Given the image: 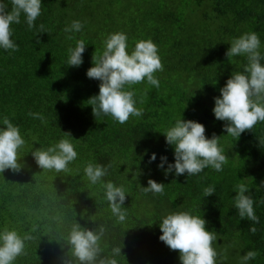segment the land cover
Here are the masks:
<instances>
[{
    "label": "trees",
    "instance_id": "16d2710c",
    "mask_svg": "<svg viewBox=\"0 0 264 264\" xmlns=\"http://www.w3.org/2000/svg\"><path fill=\"white\" fill-rule=\"evenodd\" d=\"M41 12L32 30L23 18L12 26L17 51L0 50V119L18 124L28 141L19 158L23 167L0 173V228L32 237L14 264H61V257L71 258L65 240L75 222L89 229L103 225L104 254L121 245L120 264H180L178 251L159 240L155 223L177 208L202 214L206 228L218 234L215 247L227 256L224 264H237L249 250L258 253L250 264H264V122L236 140L212 112L219 89L246 63L242 57L228 60V42L254 31L264 44V0H42ZM73 20L84 22V28L68 40L63 29ZM116 31L127 34L130 49L140 39H151L163 65L155 73L159 88L146 82L132 86L143 101L137 105L143 115L125 124L110 116L95 118L87 104L99 92L100 81L89 79L86 70L93 56L102 54L105 38ZM78 39L87 44L83 63L67 66L68 49ZM29 112L41 113L46 123ZM181 113L201 122L207 137L220 136L228 159L222 172L206 168L196 176L177 177L165 176L157 167L162 154L174 160L160 131ZM33 137L42 147L70 139L78 153L71 171L41 169L31 155ZM152 153L157 159L149 163ZM89 161L113 165L108 179L128 193L126 224L114 222L99 188H90L83 178ZM149 178L165 184L162 195L140 191ZM238 183L247 184L253 197L259 218L255 233L249 231L252 222L240 219L233 206ZM209 185L215 193L204 197Z\"/></svg>",
    "mask_w": 264,
    "mask_h": 264
},
{
    "label": "clouds",
    "instance_id": "9594fccd",
    "mask_svg": "<svg viewBox=\"0 0 264 264\" xmlns=\"http://www.w3.org/2000/svg\"><path fill=\"white\" fill-rule=\"evenodd\" d=\"M41 5L42 0H0V50H18V44L11 38L12 26L20 24L23 18L27 28L32 30L36 27L34 22L42 14ZM83 28L84 22L73 20L63 29L65 38L72 40ZM40 30L43 32L42 25ZM228 44L225 53L228 60L242 57L246 63L240 71L232 72L219 89L220 95L214 97L212 112L216 120L225 122L226 135L237 140L245 130L264 122V44L254 31L233 37ZM86 45L84 40H76L75 46L68 49L67 66L79 67L83 63ZM162 70L158 46L151 39H140L130 49L125 32L110 33L103 42L102 54L93 56L92 66L86 70L89 79L100 81L99 92L87 103L94 117L110 116L119 124H125L130 117H142L143 108L137 105L143 101L137 99L132 86L146 82L159 88L160 82L155 73ZM28 115L46 123L41 113L29 112ZM160 132L164 134L166 145L172 148L174 157L173 162H169L163 154L159 158L157 167L163 170L165 176L169 173L177 177L196 176L206 168L222 172L228 162L220 136L213 134L207 137L201 122L184 119L182 113L171 126ZM34 143L39 144L36 137L32 138L31 155L41 169L55 173L71 171L70 165L77 160L78 153L70 139L61 138L47 147L40 144L33 147ZM27 144L18 124L8 117L0 119V173L6 169L16 172L23 167L19 158ZM156 159V154L152 153L148 162H155ZM112 167L111 163L89 161L83 166V178L90 188H99L114 222L124 225L128 222V211L124 207L128 193L122 184L108 179ZM135 174L137 176L138 172ZM164 185L149 178L147 186H140V191L162 195ZM233 191L234 208L240 219L252 222L249 231L255 233L254 225L259 223V218L248 185L238 183ZM214 193V185L203 189L204 197ZM86 211L82 212V218ZM155 223L161 231L159 240L169 249L178 251L180 264H224L227 260V256L215 247L218 234L206 228L207 221L202 214H196L192 209L177 208L163 213ZM105 233L103 225L89 229L79 222L73 223L65 240L71 250V258L61 257V264H120L121 245L112 246L104 254L102 240ZM31 238L30 234L21 235L15 228H0V264H14L17 257L25 253L26 241ZM257 255L255 250L246 251L239 255L237 264H250Z\"/></svg>",
    "mask_w": 264,
    "mask_h": 264
}]
</instances>
